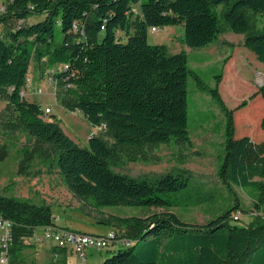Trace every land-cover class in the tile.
Instances as JSON below:
<instances>
[{"label": "trees", "instance_id": "trees-1", "mask_svg": "<svg viewBox=\"0 0 264 264\" xmlns=\"http://www.w3.org/2000/svg\"><path fill=\"white\" fill-rule=\"evenodd\" d=\"M224 3V21L235 33L245 34L244 46L264 64V32L255 33L246 10L264 17V0H8L0 14V124L6 134L26 133V155L21 171L34 158L56 162L74 197L92 198L98 207L160 208L146 216L108 214L102 220L132 243L98 264H264V133L235 137L234 109L219 94L217 75L210 94L226 112L224 156L218 175L223 182L256 192V214L245 225L230 223L231 208L206 224L182 221L169 211L172 194L188 185L185 172L134 177L115 172L111 164L122 156L144 158L146 147L174 139L190 143L188 79L195 76L184 50L170 53L165 43H150L148 30L182 25L183 43L201 48L221 32L213 6ZM38 17L26 23L30 17ZM62 38L55 41V27ZM123 35L124 40L121 39ZM40 77L56 82L55 96L70 111H78L104 134L90 135L88 147L79 146L45 108L21 95L31 63ZM56 65L62 70L51 72ZM51 69V71H50ZM197 81L199 79L197 78ZM203 87H205L203 85ZM258 95L264 102V84ZM257 120L264 130V110ZM247 124V125H248ZM8 153L0 142V160ZM244 210V209H243ZM245 211V210H244ZM0 216L12 222L8 261L32 244L36 228L55 225L49 205L0 195ZM235 220V219H233ZM114 228V229H115ZM7 261V262H8Z\"/></svg>", "mask_w": 264, "mask_h": 264}, {"label": "rangeland", "instance_id": "rangeland-1", "mask_svg": "<svg viewBox=\"0 0 264 264\" xmlns=\"http://www.w3.org/2000/svg\"><path fill=\"white\" fill-rule=\"evenodd\" d=\"M7 2L8 0H0V6L5 8ZM213 11L219 20L221 32L211 45L188 47L183 43L184 31L179 25L166 26L155 32L149 29L147 34L150 43H165L170 53L184 50L188 56V67L195 73V76H189L187 88L190 143L178 144L171 139L165 144L146 147L144 158L129 160L122 156L110 167L115 172L134 177H154L172 171L185 172L188 185L172 194L175 202L169 211L176 213L184 222L204 225L231 208L236 200L241 209L235 208L229 221L245 225L257 213L253 205L256 192L233 183L229 186L219 178L218 169L224 156L226 112L208 88L215 86L217 75L221 74L218 91L224 105L228 109H234L242 100H247L246 106L233 111L235 137L249 133L259 138V131L264 133V130L258 126L257 120L248 124V116H255L260 103L264 110V102L260 95L252 100L249 96L264 84V64L244 46L246 35L231 31L225 23L226 5L221 3L213 6ZM246 15L253 26L252 31L264 32L262 15L251 10H246ZM37 19L38 17L32 16L26 23ZM61 38L60 27L56 25L55 41H60ZM121 39L124 40L123 35ZM62 69L63 66L56 65L50 71ZM55 91L56 82L50 75L40 77L32 62L27 74V84L22 90L23 96L30 101L39 102L43 108H49L51 112L45 118L55 121L79 146L88 147L90 135H101L111 141L102 127L92 126L78 111L63 107L57 100ZM4 105V101L0 99V120ZM0 142H4L8 148L7 156L0 160V195L49 205L54 221L62 226L98 235L115 228L102 220V217L109 216V212L120 216L143 217L154 211H162L160 208L127 205L98 207L92 198L86 201L77 199L67 189L55 161L34 158L29 166L24 164L25 168L21 171V161L24 160L26 149H29L24 145L32 142V138L29 139L26 133L6 134L0 124ZM236 214L239 219L233 220ZM115 231L123 232L119 228H115ZM42 233L41 227L36 228L33 238ZM26 242L32 246L21 251L13 264H59L51 261L52 257L58 256L66 257L63 264H98L115 252L117 247H122L103 250L88 248L85 253L86 261H83L69 248L56 249L47 240L39 242L30 238ZM5 264L12 263L8 261Z\"/></svg>", "mask_w": 264, "mask_h": 264}, {"label": "built area", "instance_id": "built-area-1", "mask_svg": "<svg viewBox=\"0 0 264 264\" xmlns=\"http://www.w3.org/2000/svg\"><path fill=\"white\" fill-rule=\"evenodd\" d=\"M4 11V6H0V14ZM158 28L152 27L151 31L155 32ZM27 84V81H26ZM23 96V92H21ZM49 108H45V112L49 113ZM233 219L238 220L239 215H234ZM12 222L0 216V264H5L8 261L9 247L12 242L11 233ZM43 233L41 236L33 238L42 242L48 240L58 248H69L74 251L81 260L86 258V250L88 248H95L103 250L109 247L128 246L132 242L126 237L121 236L117 231L111 230L103 234H89L81 231H76L68 228L58 227L56 225H47L41 227Z\"/></svg>", "mask_w": 264, "mask_h": 264}, {"label": "crops", "instance_id": "crops-1", "mask_svg": "<svg viewBox=\"0 0 264 264\" xmlns=\"http://www.w3.org/2000/svg\"><path fill=\"white\" fill-rule=\"evenodd\" d=\"M181 28H183L182 27V25H179ZM173 27H175V26H173ZM225 43H228L227 41L225 42ZM212 44V43H211ZM211 44H209V45H211ZM259 73V72H258ZM256 91V90H255ZM254 91V92H255ZM50 112H51V110H50ZM49 112V113H50ZM248 120L250 121V118H249V116H248ZM110 214H115V213H112V212H109ZM54 218V217H53ZM55 222V225L56 226H58V227H62V228H68V229H70L69 227H67V226H62V225H60V224H58L56 221H54ZM73 230V229H72ZM115 230V229H114ZM103 232H105V231H103ZM45 241V240H44ZM48 241V240H47ZM43 242V241H42ZM50 242V241H49ZM51 244H53L52 242H50ZM54 245V244H53ZM53 247H55L56 249H60V248H58L57 246H53ZM71 250V249H70ZM72 251V250H71ZM51 253V252H50ZM71 253H73V252H71ZM51 261L52 262H57V263H59V264H63V263H65L66 262V257H64V256H58L57 258H51ZM84 261H86V258H85V260Z\"/></svg>", "mask_w": 264, "mask_h": 264}]
</instances>
